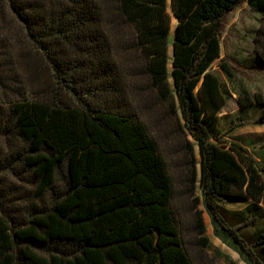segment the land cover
Instances as JSON below:
<instances>
[{
  "label": "trees",
  "instance_id": "16d2710c",
  "mask_svg": "<svg viewBox=\"0 0 264 264\" xmlns=\"http://www.w3.org/2000/svg\"><path fill=\"white\" fill-rule=\"evenodd\" d=\"M244 3L264 16V0H171V36L168 0H0L43 62L0 21V264H201L175 206L184 195L201 249L200 197L215 235L264 264V232L243 231L264 214V164L223 138L228 97L211 71L224 17ZM255 43L264 72V30ZM220 68L233 80L227 59ZM237 103L264 124L263 92L240 86ZM157 105L148 124L141 109Z\"/></svg>",
  "mask_w": 264,
  "mask_h": 264
},
{
  "label": "rangeland",
  "instance_id": "374dc122",
  "mask_svg": "<svg viewBox=\"0 0 264 264\" xmlns=\"http://www.w3.org/2000/svg\"><path fill=\"white\" fill-rule=\"evenodd\" d=\"M168 12L171 15V36L177 26V19L173 15L171 9V0H168ZM0 21L7 27H10L11 34H16L15 38L19 40L20 44L25 45L26 54L29 53L30 58L35 60L38 68L43 66L39 54L33 49H30L26 35L22 32V28L17 24L13 17L3 18L0 14ZM11 23H15L12 25ZM264 30V16L256 13L251 7L244 3L236 10L226 13L223 20L222 33V52L221 57L217 59L211 71L218 75L223 81V90L227 94L228 101L223 111L220 113V127L223 130V138L227 141L237 142L247 148L249 152L264 164V124L255 122V119L260 113L259 108L242 109L237 103V89L240 86L245 87L251 93H264V72L257 69V51L255 39L257 38L258 30ZM19 45H17L18 47ZM169 55L172 58V46L169 47ZM225 58L231 64L235 77L230 80L220 68L221 59ZM132 62H127V65ZM19 71L24 74L35 72L27 68L26 65H21ZM171 60L169 63V70H171ZM36 75L40 78L45 77V74H40L38 71ZM34 88L38 86L37 79L30 80ZM33 88V87H30ZM153 99V98H152ZM154 100V99H153ZM158 110V114L149 113L146 109H141L148 124H158L155 115L161 116V109L159 106L153 107ZM184 153L175 155L180 158ZM197 158H200L199 149L196 147ZM170 156L175 158L170 152ZM184 170V169H183ZM179 171L175 174L178 176ZM181 195V193H178ZM201 196L200 190L197 192ZM194 205L191 198L187 195L178 196L175 201L177 210L179 209L181 217L184 220L185 229L184 235L187 241L193 248L194 255L201 256L199 262L201 264H247L240 256V254L222 242L214 232V227L208 214L205 205L200 197V202L197 204L198 209L202 210L205 225L207 228L206 235L209 239L210 245L207 248L201 249L198 245V233L194 228ZM264 208V203L260 204ZM245 204H235L226 206V213L230 218L238 219L240 212L244 209ZM258 221L255 224L243 229L246 236L253 238L264 232V214H258Z\"/></svg>",
  "mask_w": 264,
  "mask_h": 264
}]
</instances>
